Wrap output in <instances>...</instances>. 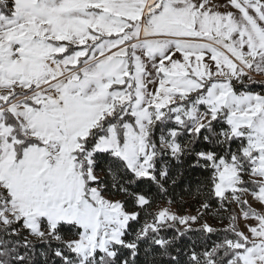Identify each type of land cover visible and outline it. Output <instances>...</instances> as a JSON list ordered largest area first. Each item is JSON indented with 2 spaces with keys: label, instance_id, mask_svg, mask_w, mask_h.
I'll return each instance as SVG.
<instances>
[{
  "label": "snow or ice",
  "instance_id": "obj_1",
  "mask_svg": "<svg viewBox=\"0 0 264 264\" xmlns=\"http://www.w3.org/2000/svg\"><path fill=\"white\" fill-rule=\"evenodd\" d=\"M0 264H264V0H0Z\"/></svg>",
  "mask_w": 264,
  "mask_h": 264
}]
</instances>
